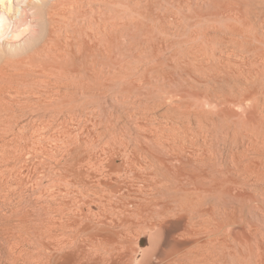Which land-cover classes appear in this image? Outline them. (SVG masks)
Listing matches in <instances>:
<instances>
[{
  "label": "rangeland",
  "instance_id": "1",
  "mask_svg": "<svg viewBox=\"0 0 264 264\" xmlns=\"http://www.w3.org/2000/svg\"><path fill=\"white\" fill-rule=\"evenodd\" d=\"M142 1L141 5L143 10L141 9L142 15L140 17V23L142 22V24H140L141 27L139 25L140 28H138L140 33L136 30V33L140 35L141 42L139 41L140 43L137 48L134 47L135 49L133 48L131 50H125L128 42L126 39H123L124 37L122 38L120 36L122 28L119 24V22L123 20L122 16L127 15L123 14L122 9L126 7L129 8L128 4L132 5L129 0H101L99 3H96L97 5L94 8L95 10L93 9L94 11L91 12V10L87 8L88 12L82 15L79 14V12H75L77 13V18L75 17L76 14L72 15L73 19L76 18L73 20L75 23L73 22L74 24L72 27L75 29L79 27V32L81 33L78 34L79 37L83 35L82 38H84V36L86 38L84 32L94 28V30L96 29V31H98V38H100L104 36L103 32L107 26H109V30L113 29V31H115L114 33L117 35V38L119 36L117 40L114 38L115 41L113 40L112 43L114 46H111L110 51L106 50L103 44H97L94 50L95 52H92L93 56H91L92 54H87L83 57L78 55L79 53L77 56L75 54L69 56V59H67L68 63H66L68 65L70 64L68 67H75L76 73L73 72L74 68L73 70L71 69L73 73L68 71L70 68L67 69L66 64V66L64 65L62 68H64V70L67 69L68 72L66 70L63 71L62 68L51 69V71L47 73L46 80L43 82L42 86L45 93L49 92V94L47 93L48 95L54 93L55 89L56 92L59 89L60 92L58 95H62L61 98L68 96L69 92L74 93L76 88L81 93L75 91L74 95L76 96L71 93L72 96H68L70 99L67 97L69 100L67 98H65L66 100L61 98L60 100L57 99L59 103L61 102L60 104L53 103L44 111L41 109L31 112L29 110L30 108L23 109V106H26L28 102L27 100H33L36 97L35 95L30 96L25 94L27 96H18L20 99L23 97L21 100L17 97L15 100L19 99L18 101L16 100L15 102V100H13L14 104L12 107L14 108H11L12 112L17 114L16 116L19 117V119L21 117L22 120L18 127L12 126L16 131L10 128L12 130L10 132L12 134L10 137L15 139L14 141L16 142H10L9 145L3 148L0 145V156L4 154L11 159V162L0 163V183L3 182L0 184V213L2 212L0 215V233L5 230L4 227H6L8 223L7 217L12 206L10 202L18 201L25 204L30 209L37 210L36 208H41V204H44L45 199L52 198L56 191L55 194L59 192L57 195H61V199L64 198V203L66 201L64 210H66L68 214L65 211L66 215L63 217V220H66V225L63 228L64 236L62 235V237L66 249L68 248L70 252L72 249L74 251V260L72 259L71 261L72 263L74 262L73 264H146L144 259L151 255L152 249L154 248H165L167 250L165 261L159 262V260H157L159 258L156 259L154 258L155 256L152 257V263L155 262L154 264H176L175 262H177V264H198L197 257H195V259L193 258L194 262L191 258H186L187 260L180 258V255L187 253L186 251L193 247V242H191V244L190 241L184 239V237L181 239L179 238L182 236V232L186 231L185 228L191 227L188 225L190 224L188 217H190L192 212L196 213V211H193V209L197 210L194 208L195 205L191 204L195 200L198 202L197 198L199 197L201 202L204 199L209 200L207 197H210L212 202L214 201L213 204H215V206L218 204L215 213L213 212L210 218L213 223L219 220L220 222L222 221V224L226 222V214L222 212L224 203L228 205V210L231 212V206H235L239 201L242 202L246 206L244 212L246 220L241 226V217L237 215V222H235L236 225L234 224V227L232 226V233L234 234L236 232L235 234L243 239L244 235H247V224L249 223V225L255 226L256 232H260H258V234L256 233L254 238L248 234L249 241L255 248L254 251L258 246V243H255L258 237L260 239L257 242L263 239V241L260 242L261 246H259L262 248L264 247V194L263 188L261 187L262 185L264 186V183L260 180L257 182L259 183V187L255 193L256 195L253 196H250L249 185H247L245 189L246 196L238 200L235 197L236 191L231 184L225 183L222 185L220 183L221 185H217L216 188H214L215 183H212L211 177L216 176L215 180L219 177L221 178L223 176L221 172L223 167H228L227 169L232 171V156L236 153L238 159H240L239 161H241L239 163H243L241 165L246 164L248 159L251 160V158L252 160L254 159L255 163L256 161L257 163H259L258 161H264V159H262L264 156V58L262 57L264 54V0ZM207 3L209 7L205 6ZM241 5L242 7H240ZM116 8H118V11ZM228 12L230 13L228 14ZM210 13L211 16H209ZM114 14H116V16ZM97 22L99 23L97 24ZM90 24L92 27L89 29L88 26H90ZM261 24L262 26H260ZM202 25H205L203 26L205 28H203ZM206 26L208 28H206ZM231 27L236 28V30ZM241 29L247 30L248 32L251 31L248 33ZM222 30L227 32L225 33ZM233 30L236 34L232 33ZM256 30L259 32L258 35H252L253 32V34H256ZM113 31L110 32L113 33ZM124 31L125 29H123V32ZM237 33L241 34L238 35ZM99 34L102 36H99ZM232 34L235 35H233V38H231ZM247 34H251L249 35L250 38H252L249 40L250 42L248 41L249 36H247ZM203 37L205 39H203ZM216 38H219L221 41ZM238 38L241 39V43ZM133 39L136 40V36ZM97 41L98 40H96V42ZM222 41H224V43ZM230 41H233L232 44ZM245 41L246 44L244 43ZM133 42L134 44L136 43L135 41ZM218 42H221V45ZM260 42L262 43L260 44ZM243 46H246L245 51L243 50ZM259 53H262V56L261 54L259 55ZM78 56H80L78 59L79 62L76 61ZM90 56L92 58H90ZM74 58L76 59L75 61L73 60ZM70 59L74 61V64L71 63L72 61ZM92 60L93 64L88 65L87 63L92 62ZM79 64L81 65L80 67ZM86 64L88 67H86ZM77 66L79 69L76 68ZM259 69L262 70L260 71ZM74 76L77 78L75 79ZM251 76H253L254 79L253 77L251 78ZM66 82H68V84ZM246 82L249 85L245 86L247 84ZM56 83L60 85L58 86ZM63 83H66L68 87V90L67 87L66 90H64L66 92L65 94L62 90L65 89ZM74 84L75 87H71V89L74 90L72 91L69 87L72 85L74 86ZM50 87L55 89H51ZM69 89L71 91H69ZM82 90L85 96L82 94ZM76 93H78V95ZM8 98L10 97L7 96V99ZM72 100L74 101L72 102ZM13 101L10 103L12 104ZM7 102L9 105V99ZM50 106L53 107L51 108ZM20 108H22L23 111L20 110ZM73 110H75V113L70 112ZM42 114H45L44 116L46 117H42ZM2 118H5V113H0V123L2 122V124H5ZM25 122H27L28 125ZM30 124L33 125L31 126ZM36 125L41 127L37 128ZM43 125H45V128ZM3 126L4 125H2V128ZM19 127H21L22 130L19 129ZM26 127H28V129ZM21 133H24V135ZM38 133L41 135L43 133V135L39 136ZM32 136L33 138H31ZM34 141L37 143H34ZM13 143H16V150L13 147ZM17 147H19L18 150ZM3 149L8 150L4 151ZM209 160L211 163L216 160L213 163L216 164L214 170L209 172L206 176L201 175L199 170H208L210 164ZM157 161L159 162L157 163ZM255 180H257V178ZM12 186L15 188L13 189ZM169 186L171 188H169ZM211 186L214 188L216 194H218V197L215 196V194L214 197L212 196V193L209 191ZM218 186H220L221 189L223 188L219 192L216 191L219 188ZM59 188L60 190H58ZM168 190L170 193H168ZM260 190H262V194ZM9 194L11 196H9ZM7 196L8 198L10 197V199L6 198ZM146 197H157L155 199L160 202H163V198L164 200L168 199L167 206L170 207L167 208L169 213H167L166 210L153 214L154 217L156 216V219L160 218L161 223H168L170 225L174 221L178 226L180 223L179 227H175L174 225L172 232L175 239L177 238L176 244H174V240L170 245L167 247L165 245L164 247L162 237L155 243V238H152L154 235L152 233L155 232L150 228V225L153 224L154 221H147L143 225L140 224L142 225L140 227L145 226V228L140 229L137 228L138 225L133 224L131 227L125 228V232L123 228V232H119L121 228L118 227L119 229L115 228L112 230L113 227H110L112 218L109 216L106 218V222L110 221L107 222L109 228L103 231L102 234L100 231H98L99 233L96 232L97 230L94 228H85L84 219H92L93 217L92 220L97 219L96 217L100 216L97 212L101 211V207H106L108 212L111 209L119 208L118 206H120L121 209L126 207L132 208L131 205H127L126 207L122 206L123 204L120 202L130 199H147ZM7 199L9 201H7ZM100 200L101 203L99 202ZM2 202L3 204H1ZM34 202H38L37 205ZM185 202H188V205ZM204 202L205 201L202 203L205 204ZM4 203H6L5 205L8 208L4 206ZM30 203L32 205L35 204L34 206L37 207L31 206ZM115 204H118V206ZM189 205L192 208L189 207L188 209L187 207ZM155 209L159 210V206L155 207ZM70 212L75 214L73 215ZM95 212L98 215L95 214ZM161 214L163 216H161ZM178 215H181V218L179 216V220ZM173 216L176 217L174 218ZM73 217L79 219L76 221L77 224L73 221ZM182 217H184V219ZM81 220L84 222L83 224ZM183 222L186 223V225L183 224ZM91 223L93 222H90V224ZM183 226L184 228H182ZM86 227L88 226L86 225ZM151 227H153V225H151ZM86 229L87 231H85ZM157 229H160L159 225H157ZM241 231L245 234L243 235V233H240ZM116 233L118 234L114 235ZM239 233L241 235H239ZM143 234H145V237H148L147 240L153 239V241H144V237H140ZM260 235L263 236L260 237ZM2 237L3 236H0V241H2L0 242V257H3L7 248L6 242ZM95 239L97 241H95ZM152 242L154 244H152ZM183 251L185 253H183ZM203 252L205 253V251ZM253 257L255 258V256ZM180 259L182 261H180ZM252 259L251 264L253 263ZM190 260L193 263H191ZM209 262L212 263V260H209Z\"/></svg>",
  "mask_w": 264,
  "mask_h": 264
},
{
  "label": "bare ground",
  "instance_id": "2",
  "mask_svg": "<svg viewBox=\"0 0 264 264\" xmlns=\"http://www.w3.org/2000/svg\"><path fill=\"white\" fill-rule=\"evenodd\" d=\"M101 0H0V113H5V118L3 119V122H5V124H2V122L0 123V145L3 148L4 146H7L10 144V142H16L14 141L15 139L11 138L10 135H12L10 132L12 131L10 128H12V126H16L18 127L20 124V121L22 120V118L17 117L15 113L12 112L11 108L12 105L14 104L15 98H19L18 96H23L25 94L28 95H35L36 97L33 100H27V104L26 106H23L24 108H30L29 110L31 112H34L36 110H41L44 111L45 109H47L49 107V105H52L53 103H59L58 100H60V98L62 97L59 96V92L60 90L56 92L55 88L50 87L51 89H55V92L48 95L49 92H44L42 89L43 86V82L46 80V75L49 71H51V69L54 68H62L65 64L68 71L72 72L71 69L73 70V72H75V67L72 68L68 67L70 66V64L68 65L67 63V59H69V56H72L73 54H75L77 56H85V55H90L93 56V51L96 49V45L97 44H103L104 48L108 51H110L111 46L113 43V40L115 41V39L117 40L119 38H117V35L114 33L115 31L109 30V26H107L104 29V36H102L101 34H99V36L101 35L102 37L98 38V31H96V29L94 30V28H91V24L90 26H88V28L90 29L89 31L86 30L84 33V35H86V38L84 36V38H82V36L79 37L78 34H81L79 32V27H77L76 29L73 28V24L75 23V21H73L74 19L77 18V13L75 12H79V14H83V13H87L88 9L92 11H94L95 7H96V3H99ZM130 4H128L129 8H124L122 9L123 14H127L126 16H122L123 20L121 22H119L120 26H121V30L123 32V29H125V31L122 33L121 32V37L123 39H126L128 42L127 48H125V50H131L134 47L137 48V46H139V43L141 42L140 40V35L136 33V30H138V28L141 27L140 24H142V22L140 23V17H141V9H142V5H141V1L142 0H129ZM206 1V0H205ZM211 1V0H210ZM209 1V2H210ZM214 1V0H213ZM219 1V0H218ZM221 1V0H220ZM234 1V0H233ZM143 2V1H142ZM208 2V3H209ZM232 2V1H231ZM236 2V1H235ZM198 3V2H197ZM204 3V2H203ZM208 3L205 5L206 7L208 6ZM233 4H235L234 2H232ZM231 3V4H232ZM257 3V2H256ZM102 4V2H101ZM100 4V6H101ZM125 4V3H124ZM184 4V3H183ZM262 4V3H261ZM99 5V4H98ZM215 5V4H212ZM251 5V4H249ZM118 6V5H117ZM116 6V7H117ZM123 6V4H122ZM125 6V5H124ZM220 6V4H219ZM228 6V5H225ZM233 6V5H232ZM247 6V5H246ZM99 7V6H98ZM121 7V6H120ZM209 7V6H208ZM218 7V6H216ZM237 7V4H236ZM242 7V5L240 6ZM249 7V6H248ZM247 7V8H248ZM252 7V6H251ZM259 7V6H258ZM262 7V6H261ZM88 8V9H87ZM106 8V7H105ZM212 8V7H211ZM224 8V7H223ZM227 8V7H226ZM235 8V7H234ZM94 9V10H93ZM102 9V8H101ZM100 9V10H101ZM118 11V8H116ZM143 10V9H142ZM183 10V9H182ZM213 10V9H212ZM215 10V8H214ZM213 10V11H214ZM234 10V9H232ZM246 10V9H245ZM263 10V9H262ZM81 11V12H80ZM103 11V10H101ZM111 11V9H110ZM231 11V10H230ZM244 11V10H243ZM113 12V11H112ZM111 12V13H112ZM224 12V11H223ZM234 12V11H233ZM232 12V14H233ZM264 12V11H263ZM208 13V12H207ZM230 12H228L229 14ZM240 13V11H239ZM244 13V12H243ZM255 13V12H254ZM76 14V18L73 19L72 15ZM217 14V13H214ZM246 14V13H245ZM107 15V14H106ZM116 16V14H114ZM196 15V14H195ZM95 16V15H94ZM99 16V15H98ZM109 16V15H108ZM211 16V13L210 15ZM214 16V15H213ZM232 16V15H231ZM219 17V16H218ZM149 18V17H148ZM215 18V17H214ZM225 18V17H224ZM107 19V17H106ZM142 19V18H141ZM162 19V18H161ZM203 19V18H201ZM93 20V19H92ZM97 20V19H96ZM89 21V20H88ZM207 21V20H206ZM74 22V23H73ZM118 22V21H117ZM202 22V21H201ZM208 22V21H207ZM213 22V21H212ZM215 22V21H214ZM241 22V21H240ZM99 22H97L98 24ZM195 23V22H194ZM204 23V22H203ZM211 23V21H210ZM101 24V23H100ZM118 24V23H117ZM200 24V23H198ZM206 24V23H205ZM77 25V24H76ZM108 25V22H107ZM140 25V27H139ZM106 26V25H105ZM116 26V25H115ZM149 26V25H148ZM205 25H202V27ZM208 26V25H207ZM206 26V28H208ZM213 26V24H212ZM211 26V27H212ZM221 26V25H220ZM235 26V24H234ZM253 26V25H252ZM262 26V24L260 25ZM264 26V25H263ZM101 27V26H100ZM210 27V25H209ZM238 27V26H237ZM83 28V27H82ZM205 28V27H203ZM228 28V27H227ZM232 28V27H231ZM78 29V30H77ZM116 29V28H115ZM200 29V28H199ZM214 29V28H213ZM222 29V27H221ZM220 29V30H221ZM234 30H236V28H232ZM255 29V28H253ZM263 29V28H262ZM85 30V29H84ZM98 30V29H97ZM203 30V29H202ZM216 30V29H215ZM233 30L232 33H235ZM243 31H245L244 29H241ZM79 33H78V32ZM101 31V30H100ZM110 31H113L110 32ZM139 31V30H138ZM207 31V30H206ZM224 31V30H222ZM247 31V30H246ZM245 31V32H246ZM251 31V30H250ZM250 31L248 33H250ZM254 31V30H253ZM264 31V29H263ZM262 31V32H263ZM77 32V35H76ZM156 32V31H155ZM199 32V31H198ZM225 33L227 31H224ZM230 32V33H231ZM237 32V31H236ZM240 32V31H239ZM256 34L252 35H258L259 32H257V30L255 31ZM83 33V32H82ZM102 33V32H101ZM102 33V34H103ZM140 33V31H139ZM197 33V32H196ZM212 33V32H211ZM223 33V32H222ZM202 34V33H201ZM200 34V35H201ZM210 34V33H209ZM208 34V35H209ZM220 34V33H219ZM229 34V33H228ZM236 34V33H235ZM238 35L241 33H237ZM262 34V33H261ZM259 34V35H261ZM264 34V32H263ZM198 35V34H196ZM204 35V33H203ZM221 35V34H220ZM219 35V36H220ZM224 35V34H223ZM227 35V34H226ZM234 34H232L231 38H233ZM251 34H247V36H249ZM112 36V37H111ZM136 36V40H134L133 38ZM205 36V35H204ZM200 37V36H198ZM202 37V36H201ZM254 37V36H253ZM262 37V36H261ZM115 38V39H114ZM243 38V37H241ZM260 38V37H259ZM264 38V37H263ZM262 38V39H263ZM147 39V38H146ZM154 39V36H153ZM201 39V38H200ZM199 39V40H200ZM203 39H205L203 37ZM219 39V38H216ZM215 39V40H216ZM239 42L241 41L240 38ZM248 39V38H246ZM252 39L249 36L248 41ZM254 39V38H253ZM96 40H98L96 42ZM122 40V39H120ZM202 40V39H201ZM220 40V39H219ZM224 40V39H223ZM233 40V39H232ZM255 40V39H254ZM260 40V39H259ZM135 41L136 43L134 44ZM140 41V42H139ZM211 41V40H210ZM218 41V40H217ZM221 41V40H220ZM247 41V40H246ZM246 41L244 42L246 44ZM184 42V41H183ZM224 43V41H222ZM231 44L233 41H230ZM242 42V41H241ZM240 42V43H241ZM250 42V41H249ZM117 43V42H115ZM124 43V42H123ZM196 43V42H195ZM211 43V42H210ZM221 45V42H218ZM252 43V40H251ZM262 42H260L261 44ZM119 44V43H117ZM122 44V43H121ZM194 44V43H193ZM228 44V43H227ZM226 44V45H227ZM230 44V45H231ZM237 44V42H236ZM243 44V43H242ZM240 44V45H242ZM259 44V43H258ZM158 45V44H157ZM210 45V44H209ZM256 45V43H255ZM264 45V44H263ZM119 46V45H118ZM121 46V45H120ZM233 46V45H232ZM236 46V45H235ZM258 46V45H257ZM215 47V46H212ZM240 47V46H239ZM244 47V46H243ZM242 47V48H243ZM263 47V46H261ZM122 48V47H121ZM120 48V50H121ZM134 48V49H135ZM216 48V47H215ZM224 48V47H222ZM241 48V49H242ZM154 49V47H153ZM213 49V48H212ZM226 49V48H225ZM254 49V48H253ZM256 49V46H255ZM114 50V49H113ZM119 50V51H120ZM244 51L246 50V46L243 49ZM262 50V49H260ZM133 51V50H132ZM140 51V49H139ZM142 51V50H141ZM180 51V50H179ZM201 51V50H200ZM242 51V50H241ZM251 51V50H250ZM77 52V53H75ZM95 52V51H94ZM202 52V51H201ZM200 52V53H201ZM209 52V51H208ZM83 55H81V54ZM86 53V54H85ZM212 53V52H211ZM215 53V50H214ZM213 53V55H214ZM258 53V52H257ZM113 54V53H112ZM130 54V53H129ZM194 54V53H193ZM202 54V53H201ZM253 54V53H252ZM262 53H259V55ZM74 55V57H75ZM200 55V54H198ZM241 55V54H240ZM257 55V54H256ZM77 57V60L74 58L73 60L79 62V57ZM90 56V58H92ZM98 56V55H97ZM116 56V55H115ZM245 56V55H243ZM82 57V58H83ZM170 57V56H169ZM206 57V56H205ZM264 58V54L262 56ZM81 58V61H82ZM111 58V57H110ZM216 58V57H215ZM245 58V57H244ZM206 59V58H205ZM254 59V58H253ZM71 60V59H70ZM213 60V59H212ZM211 60V61H212ZM252 60V59H251ZM72 61V60H71ZM74 61H72L71 63L74 64ZM80 61V62H81ZM202 61V60H201ZM241 61V60H240ZM262 61V59H261ZM67 62V63H66ZM83 62V61H82ZM243 62V60H242ZM88 65L93 64V60L92 62H88ZM86 64V65H87ZM105 64V63H104ZM221 64V63H220ZM78 65V64H77ZM88 65L86 67H88ZM100 65V64H99ZM110 65V63H109ZM253 65V64H252ZM81 65L79 64V67ZM93 66V65H92ZM102 66V65H101ZM138 66V65H137ZM79 67L77 66L76 68L79 69ZM202 67V66H201ZM253 67V66H252ZM99 68V67H98ZM262 68V67H261ZM63 71H67V69L64 70V68H62ZM61 69V70H62ZM107 69V68H106ZM154 69V68H153ZM203 69V68H202ZM217 69V68H216ZM103 70V69H102ZM111 70V69H110ZM212 70V69H211ZM260 70V69H259ZM262 70V69H261ZM260 70V71H261ZM67 71V72H68ZM130 71V70H129ZM187 71V70H186ZM72 72V73H73ZM141 72V71H140ZM59 73V72H58ZM76 73V72H75ZM74 73V74H75ZM93 73V72H92ZM110 73V72H109ZM261 73V72H260ZM102 74V73H101ZM136 74V73H135ZM201 74V73H200ZM252 75V74H251ZM88 76V75H87ZM90 76V75H89ZM257 76V75H256ZM75 77V76H74ZM77 77L79 78V76L77 75ZM75 77V79L77 78ZM91 77V76H90ZM253 76H251L252 78ZM51 79V78H50ZM71 79V78H70ZM90 79V78H89ZM134 79V78H133ZM144 79V78H143ZM155 79V78H154ZM254 79V77H253ZM252 80V79H251ZM257 80V79H256ZM70 82V81H69ZM72 82V81H71ZM254 82V81H253ZM51 83V82H50ZM62 83V82H61ZM68 84V82H66ZM63 83V86L65 87V89H62L63 91L66 90L67 84ZM73 83V82H72ZM80 83V81H79ZM247 83V82H246ZM57 84V83H56ZM66 84V86H65ZM78 84V82H77ZM58 85V84H57ZM60 85V84H59ZM58 85V86H59ZM71 85V83H70ZM249 85L248 83L245 85L247 86ZM56 86V85H55ZM62 86V84H61ZM60 86V88H61ZM62 86V87H63ZM69 86V85H68ZM89 86V85H88ZM87 86V87H88ZM63 87V88H64ZM71 87H75L74 86H70L69 88L71 89ZM77 87V86H76ZM109 87V86H108ZM114 87V86H113ZM250 87V86H249ZM49 88V87H48ZM246 88V87H245ZM69 91H74L73 89H71ZM80 89V88H78ZM257 89V87H256ZM68 90V87H67ZM248 90V89H247ZM252 90V89H251ZM264 90V89H263ZM54 91V90H52ZM51 91V92H52ZM75 91H78L77 88ZM75 91L73 93V95L75 94ZM107 91V90H106ZM246 91V90H245ZM256 91V90H255ZM80 91H78L79 93ZM244 92V91H243ZM48 93V94H47ZM63 93V92H62ZM66 92L64 91V94ZM68 93V92H67ZM69 92L68 96H72ZM78 93H76L78 95ZM81 93V92H80ZM258 93V92H257ZM7 94V95H6ZM47 94V95H46ZM82 94L85 96L84 91L82 90ZM89 94V93H88ZM255 94V93H254ZM91 95V94H90ZM253 95V94H252ZM7 96H9V105L7 102ZM27 96V95H25ZM64 96V95H63ZM68 96H66L65 98H67ZM76 96V95H74ZM254 97V96H253ZM23 98V97H22ZM21 98V99H22ZM65 98H61V99H65ZM69 98V97H68ZM67 98V99H68ZM75 98V97H74ZM19 99H16L17 101ZM20 99V100H21ZM58 99V100H57ZM70 99V98H69ZM68 99V100H69ZM73 99V97H72ZM257 99V98H256ZM13 103L11 104L10 102ZM15 100V102H16ZM66 100V99H65ZM75 100V99H74ZM72 100V102L74 101ZM171 100V99H170ZM64 101V100H62ZM71 101V100H70ZM20 103V102H19ZM61 103V102H60ZM59 103V104H60ZM16 104V103H15ZM177 104V103H176ZM84 105V104H83ZM18 106V105H17ZM153 106V105H152ZM21 107V106H18ZM51 108L53 106H50ZM75 109V108H74ZM92 109V108H91ZM180 109V108H179ZM200 109V108H199ZM20 110H22V108H20ZM82 110V109H81ZM121 110V109H120ZM14 111V110H13ZM23 111V110H22ZM18 112V111H17ZM54 112V110H53ZM56 112V111H55ZM72 113H75V110L70 111ZM83 112V111H82ZM91 112V111H90ZM94 113V112H93ZM41 114V112H40ZM39 114V115H40ZM67 114V113H66ZM77 114V113H76ZM168 114V113H167ZM4 115V114H3ZM20 115V114H18ZM36 115V114H34ZM45 115V114H44ZM42 114V117H46ZM73 115V114H72ZM151 115V114H150ZM29 116V114H28ZM37 116V115H36ZM137 116V115H136ZM2 117V116H1ZM35 117V116H34ZM40 117V116H39ZM38 117V118H39ZM33 118V115H32ZM65 118V117H64ZM29 119V118H28ZM35 119V118H34ZM33 119V120H34ZM1 120V119H0ZM32 120V121H33ZM92 120V119H91ZM28 121V120H27ZM30 121V120H29ZM36 121V120H35ZM40 121V120H39ZM48 121V120H47ZM130 121V120H129ZM27 123V122H25ZM30 123V122H29ZM45 123V122H44ZM34 124V123H33ZM32 124V125H33ZM46 124V123H45ZM2 125L3 128H2ZM28 125V123H27ZM31 125V124H30ZM31 125V126H32ZM35 125V124H34ZM41 125V124H40ZM112 125V124H111ZM157 125V124H156ZM8 126V127H6ZM24 126V124H23ZM26 126V125H25ZM45 128V125H43ZM42 126V127H43ZM158 126V125H157ZM188 126V125H187ZM6 127V128H5ZM36 127L38 128L39 125ZM41 127V126H40ZM39 127V128H40ZM81 127V126H80ZM128 127V126H127ZM143 127V126H142ZM28 129V127H26ZM36 128V130H37ZM43 128V129H44ZM141 128V127H140ZM14 129V127L12 128ZM19 129H21V127H19ZM33 129V127H32ZM42 129V128H41ZM15 130V129H14ZM13 130V131H14ZM22 130V129H21ZM30 130V129H29ZM45 130V129H44ZM16 131V130H15ZM38 131V130H37ZM43 131V130H42ZM22 132V131H20ZM24 132V131H23ZM249 132V131H248ZM27 133V132H26ZM33 133V132H32ZM251 133V132H250ZM17 134V133H16ZM22 135H24V133H21ZM39 134V133H38ZM150 134V133H149ZM148 134V135H149ZM170 134V133H169ZM21 135V136H22ZM41 134H39L40 136ZM43 135V133H42ZM41 135V136H42ZM175 135V134H174ZM256 135V134H255ZM14 136V134H13ZM37 136V135H36ZM173 137V136H172ZM24 138V137H23ZM33 138V136L31 137ZM40 138V137H39ZM182 138V137H181ZM250 138V137H249ZM259 138V137H258ZM38 139V138H37ZM36 139V140H37ZM122 139V138H121ZM158 139V138H157ZM166 139V138H165ZM236 139V138H235ZM40 140V139H38ZM119 140V139H118ZM253 140V139H252ZM42 141V140H41ZM122 141V140H121ZM147 141V140H146ZM157 141V140H156ZM155 141V142H156ZM251 141V140H250ZM254 141V140H253ZM257 141V140H256ZM29 142V140H28ZM262 142V141H261ZM26 143V142H25ZM34 143H37L34 141ZM39 143V141H38ZM253 143V142H252ZM255 143V142H254ZM14 144V143H13ZM16 144V143H15ZM14 144V148L16 150V145ZM30 144V143H29ZM33 144V142H32ZM31 144V145H32ZM41 144V143H40ZM250 144V143H249ZM12 145V144H11ZM24 145V144H23ZM26 145V144H25ZM28 145V144H27ZM36 145V144H34ZM256 145V144H255ZM105 146V145H104ZM127 146V145H126ZM208 146V145H207ZM0 147V148H1ZM78 147V146H77ZM264 147V146H263ZM12 148V149H14ZM21 148V147H20ZM29 148V146H28ZM32 148V147H31ZM35 148V147H34ZM19 149V147H17V150ZM24 149V148H23ZM22 149V151H23ZM203 149V148H202ZM243 149V148H242ZM256 149V148H255ZM260 149V148H259ZM8 150V149H3ZM25 150V149H24ZM36 150V149H35ZM47 150V149H46ZM239 150V149H238ZM237 150V151H238ZM264 150V149H263ZM262 150V151H263ZM13 151V150H12ZM21 151V150H20ZM105 151V150H104ZM143 151V150H142ZM202 151V150H201ZM206 151V150H205ZM258 151V150H257ZM260 151V150H259ZM10 152V151H9ZM36 152V151H35ZM42 152V151H41ZM122 152V151H121ZM11 153V152H10ZM14 153V151H13ZM21 153V152H20ZM52 153V152H51ZM137 153V152H136ZM176 153V152H175ZM212 153V152H211ZM260 153V152H259ZM19 154V153H18ZM22 154V153H21ZM188 154V153H187ZM200 154V152H199ZM237 154V153H236ZM234 154L232 156V166H233V170L230 171L229 169H227L226 167L221 169L222 172V177L216 179L215 177H211L212 179V183H215V187L213 185L214 188H216L217 185H223V184H231L234 189H235V197L236 199H240L244 198V196H246V186L249 185V189H250V196L256 195L255 193L257 192V188L259 187V183H257L259 180L262 181L264 183V161H258L259 163H255L254 159L251 160L248 159V162L244 165H241L243 163H239L241 161H239L240 159H238V156ZM9 155V154H8ZM13 155V154H12ZM96 155V154H95ZM145 155V154H144ZM257 155V154H256ZM18 156V155H17ZM14 156V157H17ZM138 156V155H137ZM209 156V155H208ZM211 156V155H210ZM214 156V154H213ZM212 156V157H213ZM241 156V155H240ZM253 156V155H252ZM12 157V156H11ZM19 157V156H18ZM255 157V156H254ZM264 157V156H263ZM262 157V159H264ZM142 158V157H141ZM211 158V157H210ZM231 158V157H230ZM245 158V157H244ZM257 158V157H255ZM260 158V157H259ZM78 159V158H77ZM261 159V158H260ZM259 159V160H260ZM200 160V159H199ZM13 161V160H12ZM21 161V160H20ZM104 161V160H103ZM162 161V160H161ZM197 161V160H196ZM216 160H214L212 163L210 162L209 166H208V170L205 169H201L199 170L201 175H208L209 172L214 170V167L216 164H213ZM11 162V159L9 156L2 154L0 156V163H8ZM60 162V161H59ZM129 162V161H128ZM159 161H157L158 163ZM206 162V161H205ZM156 163V165H157ZM163 163V161H162ZM204 163V162H203ZM6 165V164H5ZM11 165V164H10ZM14 165V164H13ZM12 165V166H13ZM23 165V164H22ZM127 165V164H126ZM160 165V164H159ZM2 166V165H1ZM220 166V165H219ZM143 168V166H142ZM206 168V167H205ZM4 169V168H3ZM12 169V168H11ZM24 169V168H23ZM144 169V168H143ZM149 169V168H148ZM260 169V170H259ZM2 170V168H1ZM58 170V169H57ZM129 170V169H128ZM198 171V172H199ZM150 172V171H149ZM118 174V173H117ZM140 174V173H139ZM221 174V173H220ZM20 175V174H19ZM60 175V174H59ZM152 175V174H151ZM194 175V173H193ZM212 175V174H211ZM15 176V175H14ZM156 177V176H155ZM185 177V176H184ZM257 180H255L256 178ZM1 178V177H0ZM16 178V177H15ZM100 178V177H99ZM182 178V177H181ZM11 179V178H10ZM162 179V178H161ZM147 180V179H146ZM160 180V179H159ZM4 181V180H3ZM126 181V180H124ZM152 181V180H151ZM157 181V179H156ZM10 182V181H9ZM161 182V181H160ZM168 182V181H165ZM172 182V181H171ZM178 182V181H177ZM260 182V183H262ZM3 183V182H2ZM0 183V184H2ZM12 183V181H11ZM131 183V182H130ZM140 183V182H139ZM148 183V182H147ZM157 183V182H156ZM169 183V182H168ZM173 183V182H172ZM211 183V184H212ZM221 183V184H220ZM159 184V183H158ZM167 184V183H165ZM185 184V183H184ZM139 185V184H138ZM150 185V184H149ZM156 185V184H155ZM179 185V184H177ZM19 186V185H18ZM58 186V185H57ZM153 186V185H152ZM160 186V185H159ZM162 186V185H161ZM168 186V185H167ZM166 186V187H167ZM17 187V186H16ZM30 187V186H29ZM92 187V186H91ZM175 187V186H173ZM211 186V188L209 189V191L212 193V196L218 197V194H216L214 188ZM219 187V188H218ZM216 191H220L222 190L220 186H218ZM223 187V186H222ZM9 188V187H8ZM13 188V186H12ZM15 188V187H14ZM13 188V189H14ZM22 188V187H21ZM58 188V187H56ZM168 188V187H167ZM169 188H171L169 186ZM226 188V187H224ZM228 188V187H227ZM263 188V194H264V186L262 185ZM259 188V189H261ZM1 189V187H0ZM5 189V186H4ZM11 189V188H10ZM142 189V188H141ZM150 189V188H149ZM208 189V187H207ZM3 190V189H2ZM9 190V189H8ZM17 190V189H16ZM54 190V189H53ZM60 190V188L58 189ZM57 190V191H58ZM140 190V188H139ZM147 190V189H145ZM157 190V189H156ZM164 190V189H163ZM167 190V189H166ZM171 190V189H170ZM173 190V189H172ZM179 190V189H178ZM228 190V189H226ZM14 191V190H13ZM21 191V190H20ZM45 191V190H44ZM141 191V190H140ZM144 191V190H142ZM154 191V190H153ZM174 191V190H173ZM224 191V190H223ZM222 191V192H223ZM229 191V190H228ZM262 190H260L261 193ZM4 192V191H3ZM8 192V191H7ZM10 192V191H9ZM12 192V191H11ZM120 192V191H119ZM124 192V191H123ZM132 192V191H131ZM209 192V193H210ZM221 192V193H222ZM249 192V191H248ZM13 193V192H12ZM15 193V192H14ZM54 193V192H53ZM56 193V191H55ZM54 193V196L50 199L47 198V200L45 199L44 204H41L42 207L41 208H36L37 206H34L35 204L37 205V203L35 204H31V206L35 207L37 210L35 209H30L28 208L25 204H22L21 202H10V204H12L11 208H10V213L8 215V223L6 224V227H4V231L2 233H0V236H3V240L6 242L7 248L6 251L3 255V257H0V264H73L71 261L72 259L74 260L73 257V249L70 252L69 249H66V245L63 242V237L64 236V231L63 228L66 225V220H63V217L66 215L67 211L64 210V205L66 203H64V198L61 199V195H57L59 194V192L57 194ZM61 193V192H60ZM148 193V192H147ZM153 193V192H152ZM162 193V192H161ZM168 193L169 190H168ZM172 193V192H171ZM188 193V192H187ZM202 193V192H201ZM206 193V192H205ZM224 193V192H223ZM7 194V193H5ZM4 194V195H5ZM17 194V193H16ZM20 194V193H19ZM121 194V193H120ZM157 194V193H156ZM262 194V193H261ZM143 195V194H142ZM145 195V194H144ZM153 195V194H151ZM160 195V194H159ZM169 195V194H167ZM204 195V193H203ZM209 195V194H208ZM9 196H11L9 194ZM51 196V195H50ZM63 196V195H62ZM122 196V195H121ZM156 196V195H155ZM166 196V194H165ZM189 196V195H188ZM222 196V195H221ZM249 196V197H250ZM262 196V195H260ZM21 197V196H20ZM64 197V196H63ZM102 197V196H101ZM111 197V196H110ZM138 197V196H137ZM160 197V196H157ZM157 197L154 198H150V197H146L147 199H137V200H126V201H121L120 203H122V206H127V205H131L132 208H124L121 209L120 206H118V204H115L116 206H118L119 208L117 209H111L108 210L106 209V207H101V211L97 212L99 213L100 216L96 217L97 219H84L85 222V228H94L95 230H97L96 232L100 231V233L102 234L103 231H105L108 227L107 221L106 222V218L111 216V226L113 227V229L115 228H121L119 232H123L124 230H126L125 228H129L131 227L133 224L138 225L137 228H145V226H142L144 223H146L147 221H151L154 223L151 224L153 225V227L150 228L151 230H154L155 233L152 236V238H155V243L161 239V237L163 238L162 242L164 244V247L166 245V247L168 245H170V243H172L174 240V244H176V239L173 236L172 232L174 229V225L175 227L178 226L176 225V222L174 223V221L169 225L168 223H161L160 218L156 219L154 217L153 213H160L163 211L168 212V208L170 206H167L168 204V199L164 200L163 198V202L158 201ZM173 197V196H171ZM8 198V196L6 197ZM16 198V197H14ZM13 198V199H14ZM120 198V197H119ZM123 198V197H122ZM125 198V197H124ZM131 198V197H130ZM144 198V197H142ZM161 198V197H160ZM168 198V197H166ZM170 198V197H169ZM200 198V197H199ZM197 198L196 200L191 204V205H195L194 208H196L197 210L193 209V211L191 213V209H190V213L188 212V214L190 215V217H188V219L190 220L188 224L189 226H191L190 228H185L186 231L182 232V236L179 238L181 239L182 237H184V239H187L188 241L193 242V247H191V249L189 248L188 251H186L187 253H185L183 251V253L180 255L179 257L181 259H190L194 262L193 258L195 259V257H197L198 259V264H251V259L254 258L253 256H255L253 260L252 264H264V247L260 248L259 246H261V243L263 241V239H261L262 241L257 242L260 238L258 237V240L256 238V242L258 243L257 249L254 251V247L252 246V243L249 241V236H252V238H254V236H256V233L258 234L259 231L256 232L255 226H252L251 224L248 225V229H247V235L245 233H243L242 230L240 233H243L244 238L242 239L241 237H239L238 235H236L235 233H232V226L234 227L236 224L235 222L237 217H241L240 218V224L242 226V224L245 222V208L246 206L239 201L238 204H236L235 206H231V212L228 207V205L226 203L223 204L222 206V212H224L227 216H225V220L226 222H224L223 224L219 221H216L215 223L212 222V220H210L211 215L213 214V212L215 213V209H216V205L213 204L212 200L210 197H207V199L209 200H203L205 201L203 204L200 199ZM216 198V197H215ZM254 198V197H253ZM261 198V197H260ZM10 199V197L8 198ZM7 199V201H9ZM25 199V198H24ZM136 199V198H135ZM192 199V198H191ZM203 199V198H202ZM201 199V200H202ZM6 200V199H5ZM21 200V199H20ZM39 200V199H36ZM111 200V198H110ZM116 200V199H115ZM223 200V199H222ZM226 200V199H225ZM4 201V200H3ZM103 201V200H102ZM171 201V200H169ZM189 201V200H188ZM221 201V200H220ZM255 201V200H254ZM24 202V200H23ZM101 203V200L99 201ZM106 202V201H105ZM110 202V201H108ZM114 202V201H113ZM184 202V201H183ZM192 202V201H191ZM259 202V201H258ZM25 203V202H24ZM27 203V201H26ZM69 203V202H68ZM67 203V204H68ZM103 203V202H102ZM118 203V202H117ZM177 203V202H176ZM186 203V202H185ZM188 203V202H187ZM186 203V204H187ZM3 204V202L1 203ZM6 203H4V206ZM28 204V203H27ZM172 204V203H171ZM201 204V205H199ZM101 205V204H100ZM104 205V203H103ZM102 205V206H103ZM159 206V210L155 209V207ZM178 205V204H177ZM188 205V204H187ZM2 206V205H1ZM29 206V207H31ZM72 206V205H71ZM110 206V205H109ZM130 206V207H131ZM184 206V205H182ZM200 206V207H197ZM202 206V207H201ZM7 207V206H6ZM5 207V208H6ZM39 207V206H38ZM98 207V206H97ZM189 207H191L190 205L187 207L189 209ZM218 207V206H217ZM8 208V207H7ZM6 208V209H7ZM114 208V207H113ZM175 208V207H174ZM178 208V207H177ZM181 208V205H180ZM192 208V207H191ZM77 209V208H74ZM179 209V208H178ZM5 210V209H3ZM9 210V209H8ZM35 210V211H34ZM79 210V209H77ZM149 210V211H147ZM172 210V208H171ZM187 210V209H186ZM185 210V212H186ZM221 210V208H220ZM66 211V213H65ZM71 211V210H70ZM95 211V210H94ZM147 211V212H146ZM181 211V210H180ZM189 211V210H188ZM229 211V212H227ZM261 211V210H260ZM8 212V211H6ZM108 212V213H106ZM172 212V211H171ZM175 212V211H174ZM184 212V211H183ZM2 213V212H1ZM0 213V215H1ZM71 213V212H70ZM79 213V212H78ZM95 212V214H97ZM152 213V214H151ZM173 213V212H172ZM171 213V214H172ZM195 213V214H194ZM68 214V213H67ZM71 214H75V213H71ZM88 214V213H87ZM181 214V213H180ZM187 214V213H186ZM187 214V216H188ZM219 214V213H218ZM5 215V214H4ZM3 215V217H4ZM81 215V214H80ZM86 215V214H85ZM98 215V214H97ZM96 215V216H97ZM153 215V216H152ZM174 215V214H173ZM176 215V214H175ZM238 215V216H237ZM89 216V215H88ZM86 216V217H88ZM161 216H163L161 214ZM168 216V215H166ZM179 216L181 218V215H178V220H179ZM184 216V215H183ZM205 216V218H204ZM215 216V215H214ZM237 216V217H236ZM83 217V216H82ZM165 217V216H164ZM170 217V216H169ZM168 217V218H169ZM174 217V216H173ZM176 217V216H175ZM174 217V218H175ZM66 218V217H65ZM64 218V219H65ZM70 218V217H69ZM72 218V217H71ZM76 218V217H75ZM73 217V221L77 224L76 221H78L79 219H75ZM79 218V217H78ZM85 218V217H83ZM82 218V219H83ZM90 218V216H89ZM184 219V217H182ZM216 218V217H215ZM224 218V217H222ZM2 219V217H1ZM164 219V218H163ZM172 219V217H171ZM170 219V221H171ZM206 219V220H204ZM3 220V219H2ZM87 220V221H86ZM169 220V219H168ZM177 220V218H176ZM217 220V219H216ZM256 220V219H255ZM165 221V220H164ZM186 221V220H185ZM205 221V222H204ZM73 222V223H74ZM80 222V221H79ZM82 224L84 223L81 220ZM89 224H88V223ZM90 222H93L90 224ZM3 223V222H2ZM212 223V224H211ZM81 224V225H82ZM142 224V225H140ZM182 224V222H181ZM183 224L186 225V223L183 222ZM235 224V225H234ZM239 224V225H240ZM83 225V226H84ZM86 225L88 227H86ZM157 225H159L160 229H157ZM238 225V226H239ZM164 226V227H163ZM180 226V223H179ZM178 226V227H179ZM188 226V227H189ZM240 226V227H241ZM79 227V226H78ZM149 227V226H148ZM68 228V227H67ZM76 228V227H75ZM118 228V229H119ZM123 228V231H122ZM184 228V226L182 227ZM244 228V227H243ZM93 229V230H94ZM184 229V230H185ZM84 230V229H83ZM91 230V229H88ZM117 230V229H116ZM131 230V229H130ZM143 230V229H142ZM183 230V229H182ZM259 230V229H257ZM80 231V229H79ZM87 231V229L85 230ZM118 231V230H117ZM175 231V230H174ZM180 231V230H179ZM125 232V231H124ZM263 232V231H262ZM261 232V233H262ZM99 233V232H98ZM97 233V234H98ZM128 233V232H127ZM131 233V231H130ZM239 233V235H241ZM260 233V232H259ZM264 233V232H263ZM118 233L114 234L117 235ZM121 234V233H120ZM125 234V233H124ZM249 234V236H248ZM131 235V234H129ZM133 235V234H132ZM119 236V235H118ZM121 236V235H120ZM178 236V235H176ZM263 235H260V237H262ZM140 237H144V241H148L147 240V236L145 237V234H143ZM179 237V236H178ZM264 238V236H263ZM153 239L151 241H153ZM112 240V239H111ZM126 240V239H125ZM149 240V241H150ZM183 240V239H182ZM95 241H97L95 239ZM185 241V240H184ZM2 242V241H0ZM119 242V241H118ZM103 243V242H102ZM107 243V242H106ZM149 243V242H148ZM189 243V242H188ZM254 243V244H255ZM264 243V242H263ZM152 244H154L152 242ZM260 244V245H259ZM179 245V244H178ZM190 245V244H189ZM256 246V244H255ZM264 246V245H263ZM151 247V246H150ZM172 247V246H171ZM217 247V248H216ZM82 248V247H81ZM90 248V247H89ZM102 248V247H101ZM2 249V248H1ZM115 249V248H113ZM165 249V248H164ZM163 248H157V249H152L153 251L151 252V255H149L148 257H144L145 259V263L146 264H154L152 263V257L155 256L154 258H159L157 260H159V262L161 261H165L166 260V249L164 250ZM173 249V248H171ZM180 249V248H179ZM185 249V248H184ZM204 249V250H203ZM245 249V250H242ZM263 249V250H260ZM4 250V248H3ZM2 250V251H3ZM75 250V249H74ZM83 250V249H82ZM81 250V251H82ZM142 250V249H141ZM165 252H164V251ZM1 251V250H0ZM78 251V250H77ZM113 251V250H112ZM146 251V250H145ZM149 251V250H148ZM172 251V250H171ZM205 251V253L203 252ZM4 252V251H3ZM115 252V251H114ZM150 252V251H149ZM179 252V251H178ZM126 253V252H125ZM148 253V252H147ZM165 253V254H163ZM1 254V253H0ZM97 254V253H96ZM120 254V253H119ZM175 254V253H174ZM75 255V254H74ZM78 255V254H77ZM146 255V254H145ZM90 256V255H89ZM97 256V255H96ZM118 256V255H117ZM120 256V255H119ZM173 256V255H172ZM178 256V255H177ZM73 257V258H72ZM110 257V256H109ZM123 257V256H122ZM85 258V257H84ZM126 258V257H124ZM107 259V258H106ZM179 259V258H178ZM180 259V261H182ZM85 260V259H84ZM119 260V259H118ZM126 260V259H125ZM187 260V259H186ZM190 260L191 263H193ZM209 260H212V263L209 262ZM81 261V260H80ZM105 261V260H104ZM189 261V260H188ZM71 262V263H70ZM179 262V261H178ZM189 262V263H190ZM112 263V261H111ZM177 264V262H175ZM114 264V263H112Z\"/></svg>",
  "mask_w": 264,
  "mask_h": 264
}]
</instances>
